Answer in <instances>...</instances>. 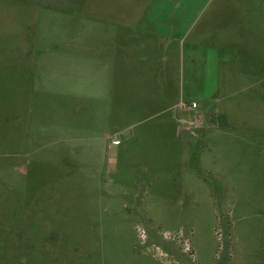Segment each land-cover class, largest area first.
<instances>
[{
	"label": "rangeland",
	"instance_id": "rangeland-1",
	"mask_svg": "<svg viewBox=\"0 0 264 264\" xmlns=\"http://www.w3.org/2000/svg\"><path fill=\"white\" fill-rule=\"evenodd\" d=\"M0 264H264V0H0Z\"/></svg>",
	"mask_w": 264,
	"mask_h": 264
},
{
	"label": "built area",
	"instance_id": "built-area-1",
	"mask_svg": "<svg viewBox=\"0 0 264 264\" xmlns=\"http://www.w3.org/2000/svg\"><path fill=\"white\" fill-rule=\"evenodd\" d=\"M191 108H192V109H196V108H198L197 103H193L192 106H191Z\"/></svg>",
	"mask_w": 264,
	"mask_h": 264
},
{
	"label": "crops",
	"instance_id": "crops-1",
	"mask_svg": "<svg viewBox=\"0 0 264 264\" xmlns=\"http://www.w3.org/2000/svg\"><path fill=\"white\" fill-rule=\"evenodd\" d=\"M177 5H178V8H179V9L182 7V3H181V2L178 3ZM176 10H178V9H176Z\"/></svg>",
	"mask_w": 264,
	"mask_h": 264
}]
</instances>
